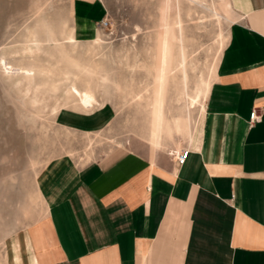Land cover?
Segmentation results:
<instances>
[{
    "label": "rangeland",
    "instance_id": "1",
    "mask_svg": "<svg viewBox=\"0 0 264 264\" xmlns=\"http://www.w3.org/2000/svg\"><path fill=\"white\" fill-rule=\"evenodd\" d=\"M73 1L0 0V59L32 67L33 83H44L34 103L0 67V264L5 238L45 215L43 176L126 151L151 154L157 115V152L189 148L204 116L189 97L212 83L233 16L226 0H96L107 25L86 38L73 35ZM32 35L39 49L19 53ZM69 84L91 95L89 111L67 95Z\"/></svg>",
    "mask_w": 264,
    "mask_h": 264
},
{
    "label": "crops",
    "instance_id": "2",
    "mask_svg": "<svg viewBox=\"0 0 264 264\" xmlns=\"http://www.w3.org/2000/svg\"><path fill=\"white\" fill-rule=\"evenodd\" d=\"M226 2L232 21L185 162L152 138L149 155L60 166L41 180L45 215L5 238L3 264H264V0ZM71 15L86 38L105 18L96 0H74Z\"/></svg>",
    "mask_w": 264,
    "mask_h": 264
},
{
    "label": "bare ground",
    "instance_id": "3",
    "mask_svg": "<svg viewBox=\"0 0 264 264\" xmlns=\"http://www.w3.org/2000/svg\"><path fill=\"white\" fill-rule=\"evenodd\" d=\"M226 4H227V2H226ZM213 13H215L216 15H219L216 9H214V12ZM31 37H32V39H31L32 42L30 44L22 47V49L20 51H18L19 53H22L24 55H33L34 52L39 49L40 42H39L37 36L32 35ZM66 38L67 39H66L65 42H67V43L68 42H72L74 40L72 38V36H70V35L69 36H66ZM63 40H65V39H63ZM29 41H30V39H29ZM0 67H1V69L3 70V72L5 74H7V75H9L11 77H15L19 81L20 80L23 81V83L25 85V90L24 91L28 95H31L32 96V102L36 103V102H38V101L41 100V98L39 97V94L42 92V90L40 91L41 83L40 84H34L33 83L34 82L33 79H34V75H35V69H33L32 67H26V66H22V65H14V64H11L8 61H6L4 58H1L0 59ZM41 72L45 75V77L47 76V73H45L44 70H41ZM72 77H73V75H72ZM71 81H72V79H71ZM43 82H46V79ZM42 84L44 85V83H42ZM53 84H54V82L51 85H53ZM43 85H42L41 88H43ZM55 87L56 86H52L53 89H55ZM209 88H210V85H206L203 89H201V90L198 91V93H197V95L195 97H193V96L192 97H189V99H190L189 103L191 105L194 104V103H199L200 109H201V111H203L204 110V101L207 98V94H208ZM45 91L47 93L49 90L45 89ZM43 92H44V90H43ZM66 92H67V95H69V97H71L73 100H75L78 103L77 105L82 110L89 111L91 109L92 103H91V95L90 94L86 95V94L82 93L74 84H71V85L69 84L68 88L66 89ZM56 99H57V97H56ZM59 101L60 100H58L56 102V104L50 108V111L51 112H55L56 109H58L59 107H61L62 105H64L62 102H59ZM157 116L158 117L156 119V121H157V123H156V129H155V131L153 133V139H154V141H155L156 144H159L160 143V139H161V133H162V128L163 127L161 126V120H162L161 119V116L160 115H157ZM181 126L183 128H185V129L188 130V125L187 124L181 123ZM188 139L191 140V141L193 140L190 133L188 134Z\"/></svg>",
    "mask_w": 264,
    "mask_h": 264
},
{
    "label": "built area",
    "instance_id": "4",
    "mask_svg": "<svg viewBox=\"0 0 264 264\" xmlns=\"http://www.w3.org/2000/svg\"><path fill=\"white\" fill-rule=\"evenodd\" d=\"M100 23H101L102 26H106L107 25V20L106 19H102V20H100ZM250 117H251L252 121L256 120L257 115H256L255 110H253L251 112ZM188 154H189V150L186 149V148H184V149H182V150H180L178 152H175L173 154L174 161L176 162L177 165H182L185 162Z\"/></svg>",
    "mask_w": 264,
    "mask_h": 264
}]
</instances>
